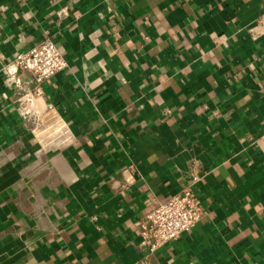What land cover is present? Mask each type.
Here are the masks:
<instances>
[{
	"label": "crops",
	"instance_id": "obj_1",
	"mask_svg": "<svg viewBox=\"0 0 264 264\" xmlns=\"http://www.w3.org/2000/svg\"><path fill=\"white\" fill-rule=\"evenodd\" d=\"M263 13L264 0H0V264H264V36L248 33ZM45 40L68 66L43 84L42 116L73 138L50 152L3 75ZM45 163L33 182L53 232L24 181ZM189 186L202 219L142 247L139 223Z\"/></svg>",
	"mask_w": 264,
	"mask_h": 264
},
{
	"label": "built area",
	"instance_id": "obj_2",
	"mask_svg": "<svg viewBox=\"0 0 264 264\" xmlns=\"http://www.w3.org/2000/svg\"><path fill=\"white\" fill-rule=\"evenodd\" d=\"M253 41L264 36V13L248 30ZM68 64L57 45L45 40L27 52L14 55L4 67V81L15 89L16 105L20 116L38 125L39 113L33 108L34 99H42L44 83L62 73ZM29 74L32 87L26 91L22 75ZM197 178L193 179L195 182ZM204 214L201 201L191 186L167 198L139 223L140 244L150 252L178 240L182 234L192 230ZM96 218H94L95 220Z\"/></svg>",
	"mask_w": 264,
	"mask_h": 264
},
{
	"label": "water",
	"instance_id": "obj_3",
	"mask_svg": "<svg viewBox=\"0 0 264 264\" xmlns=\"http://www.w3.org/2000/svg\"><path fill=\"white\" fill-rule=\"evenodd\" d=\"M40 124L34 129V135L40 141L43 149L46 152L63 150L73 142L71 133L68 127L63 123L59 115L55 111H50L39 119ZM52 126L51 135H48L49 127ZM50 167V163H45L30 175H28L24 181L27 184L32 196L30 202L34 208V212L31 214V219L34 220L36 228L40 230H47L53 232V228L49 223L45 210L47 205L41 197L39 191L34 185L33 179L47 170Z\"/></svg>",
	"mask_w": 264,
	"mask_h": 264
},
{
	"label": "bare ground",
	"instance_id": "obj_4",
	"mask_svg": "<svg viewBox=\"0 0 264 264\" xmlns=\"http://www.w3.org/2000/svg\"><path fill=\"white\" fill-rule=\"evenodd\" d=\"M33 103L34 110L39 113V116H42L45 109V104L42 102V99H34Z\"/></svg>",
	"mask_w": 264,
	"mask_h": 264
}]
</instances>
